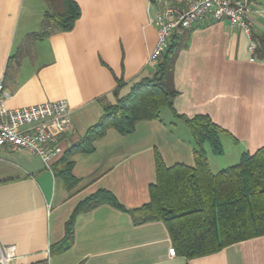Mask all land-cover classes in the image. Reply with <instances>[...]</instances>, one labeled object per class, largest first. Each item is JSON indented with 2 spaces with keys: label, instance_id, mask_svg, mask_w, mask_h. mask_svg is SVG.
Listing matches in <instances>:
<instances>
[{
  "label": "crops",
  "instance_id": "1",
  "mask_svg": "<svg viewBox=\"0 0 264 264\" xmlns=\"http://www.w3.org/2000/svg\"><path fill=\"white\" fill-rule=\"evenodd\" d=\"M74 1L82 13L72 31L32 40L42 29L44 0H0V81L11 94L5 104L17 109L65 100L71 123L62 136L64 152L116 103L119 81L125 96L153 76L157 63L147 62L158 31L149 11L189 0ZM250 18L249 35L227 20L208 19L171 39L181 45L175 111L190 119L208 115L226 131L223 155L206 147L213 173L264 147V0L252 3ZM163 110L132 134L109 129L92 153L74 155L73 190L54 173L62 155L48 168L29 151L0 148V248L14 249L7 264H264V236L188 260L175 254L164 223L134 225L129 214L107 204L78 215L72 247L52 252L77 206L96 192L110 191L128 210L147 204L156 153L167 167L194 166L188 127L170 109L162 117Z\"/></svg>",
  "mask_w": 264,
  "mask_h": 264
},
{
  "label": "trees",
  "instance_id": "2",
  "mask_svg": "<svg viewBox=\"0 0 264 264\" xmlns=\"http://www.w3.org/2000/svg\"><path fill=\"white\" fill-rule=\"evenodd\" d=\"M44 2L48 9L42 19V29L31 35L32 40H44L52 34L74 29L82 13L74 0ZM180 47L171 40L153 76L135 83L125 96L119 95L122 86L119 81L114 92L116 103L106 105L100 121L89 129L81 142L62 154L54 165V173L73 190L78 184L72 174L74 155L92 153L94 142L109 129L121 135L132 134L136 124L158 120L166 108L189 129L194 143V166L167 167L156 153V182L149 187L147 204L128 210L110 191L96 192L77 206L66 224L64 239L52 247L53 253H64L72 247L78 215L104 204L129 214L134 225L164 223L175 254L188 260L264 236V147L254 155H245L236 166L218 173L211 171L206 147L213 155H223L221 138L226 131L208 115L199 114L190 119L175 111L173 101L178 92L174 87V68Z\"/></svg>",
  "mask_w": 264,
  "mask_h": 264
},
{
  "label": "built area",
  "instance_id": "3",
  "mask_svg": "<svg viewBox=\"0 0 264 264\" xmlns=\"http://www.w3.org/2000/svg\"><path fill=\"white\" fill-rule=\"evenodd\" d=\"M254 1L189 0L186 4L170 3L156 11L150 10V23L158 31V43L147 63L155 65L158 62L175 34L204 24L208 19L227 20L232 28H240L249 35ZM10 97L3 81H0V148L29 151L50 168L52 160L64 153L62 136L71 123L68 103L58 100L10 109L5 104ZM13 257L12 247L0 248L2 264H7Z\"/></svg>",
  "mask_w": 264,
  "mask_h": 264
},
{
  "label": "rangeland",
  "instance_id": "4",
  "mask_svg": "<svg viewBox=\"0 0 264 264\" xmlns=\"http://www.w3.org/2000/svg\"><path fill=\"white\" fill-rule=\"evenodd\" d=\"M166 111H168V109H165V110H163V116L162 117H165L166 118V114L165 113H168V112H166ZM189 130V129H188Z\"/></svg>",
  "mask_w": 264,
  "mask_h": 264
}]
</instances>
